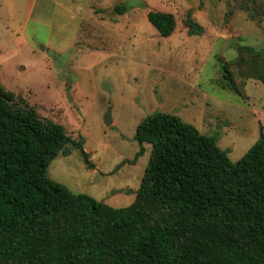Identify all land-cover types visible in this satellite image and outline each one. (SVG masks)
<instances>
[{"label":"rangeland","instance_id":"obj_1","mask_svg":"<svg viewBox=\"0 0 264 264\" xmlns=\"http://www.w3.org/2000/svg\"><path fill=\"white\" fill-rule=\"evenodd\" d=\"M150 11L175 16L170 37ZM189 11L203 35H188ZM241 46L264 55V0H0L2 85L89 154L90 165L69 147L48 176L114 208L135 200L151 148L136 159V129L156 111L215 137L234 162L259 139L264 83L252 76L264 58ZM224 64L242 96L224 89Z\"/></svg>","mask_w":264,"mask_h":264},{"label":"trees","instance_id":"obj_2","mask_svg":"<svg viewBox=\"0 0 264 264\" xmlns=\"http://www.w3.org/2000/svg\"><path fill=\"white\" fill-rule=\"evenodd\" d=\"M192 15L188 35H203ZM147 20L164 38L176 29L169 12L150 11ZM238 51L264 58L248 46ZM222 69L224 89L242 96ZM254 75L264 83L261 68ZM135 139L136 159L151 148L130 206L76 194L47 170L71 149L90 165L83 139L0 81V264H264V131L235 162L215 137L166 112L145 117Z\"/></svg>","mask_w":264,"mask_h":264},{"label":"water","instance_id":"obj_3","mask_svg":"<svg viewBox=\"0 0 264 264\" xmlns=\"http://www.w3.org/2000/svg\"><path fill=\"white\" fill-rule=\"evenodd\" d=\"M104 123L106 126H110L112 124L111 112L109 111L104 117Z\"/></svg>","mask_w":264,"mask_h":264}]
</instances>
